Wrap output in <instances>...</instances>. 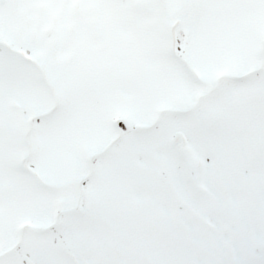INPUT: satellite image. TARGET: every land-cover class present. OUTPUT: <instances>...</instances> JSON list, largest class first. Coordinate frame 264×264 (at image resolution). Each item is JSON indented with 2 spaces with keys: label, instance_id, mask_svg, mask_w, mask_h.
<instances>
[{
  "label": "rangeland",
  "instance_id": "rangeland-1",
  "mask_svg": "<svg viewBox=\"0 0 264 264\" xmlns=\"http://www.w3.org/2000/svg\"><path fill=\"white\" fill-rule=\"evenodd\" d=\"M53 107L36 98L29 123L0 102V264H257L264 133L251 120L209 119L171 148L119 96L42 126Z\"/></svg>",
  "mask_w": 264,
  "mask_h": 264
},
{
  "label": "snow or ice",
  "instance_id": "snow-or-ice-1",
  "mask_svg": "<svg viewBox=\"0 0 264 264\" xmlns=\"http://www.w3.org/2000/svg\"><path fill=\"white\" fill-rule=\"evenodd\" d=\"M114 96L160 140L218 117L264 133V0H0V102L29 123L36 98L53 105L46 126Z\"/></svg>",
  "mask_w": 264,
  "mask_h": 264
}]
</instances>
